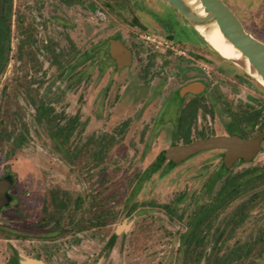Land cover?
<instances>
[{
    "label": "rangeland",
    "instance_id": "1",
    "mask_svg": "<svg viewBox=\"0 0 264 264\" xmlns=\"http://www.w3.org/2000/svg\"><path fill=\"white\" fill-rule=\"evenodd\" d=\"M137 1L150 3V16L137 13L154 27L157 12L169 13ZM223 1L264 42V0ZM99 4L14 0L0 77V179L11 177L0 264H264V144L250 164L223 167L220 151H206L170 169L166 159L142 181L180 138L159 124L161 97L99 72ZM215 67L220 96H238L240 73L262 86L218 53ZM237 176L251 182L202 225L200 242L184 243L203 206Z\"/></svg>",
    "mask_w": 264,
    "mask_h": 264
},
{
    "label": "flooded vegetation",
    "instance_id": "2",
    "mask_svg": "<svg viewBox=\"0 0 264 264\" xmlns=\"http://www.w3.org/2000/svg\"><path fill=\"white\" fill-rule=\"evenodd\" d=\"M157 1L169 13L162 17L156 11L154 27L137 13L150 16V3L100 0L98 16L102 22L96 44L99 72L108 73V81L118 86L132 80L137 83L135 91L150 92L148 99L161 97L159 124L170 136L180 138L177 145L204 138L238 136L247 140L262 136V150L264 86L240 73L239 83L244 85L237 82L234 86L238 96H220L215 81L217 52L171 3ZM125 8L127 12H123ZM113 43L118 46L116 55ZM242 92L245 95L239 96ZM213 150L221 152L225 167L227 150L208 151ZM256 156L250 161L239 157L228 167L253 163Z\"/></svg>",
    "mask_w": 264,
    "mask_h": 264
},
{
    "label": "water",
    "instance_id": "3",
    "mask_svg": "<svg viewBox=\"0 0 264 264\" xmlns=\"http://www.w3.org/2000/svg\"><path fill=\"white\" fill-rule=\"evenodd\" d=\"M167 1L185 16V18L205 40L206 38L202 32H200L198 26L207 24L212 20H216L224 36L231 43H233V45L241 51L242 56L249 61V66L242 59L228 60L241 65L256 80L257 77L254 75L253 71L257 72V74L264 80V42L253 36L246 29L239 16H237L227 3L223 0H198L204 10V14H199L192 10L183 0ZM117 49L118 46L113 43L112 52L114 55H116ZM261 141L262 136L247 140L238 136L204 138L183 145L170 146L165 151V157L169 161L178 164L199 152L212 149H226V163L227 166L230 167L232 162L239 157H243L247 161H250L253 157H255L261 150ZM10 185V176L0 179V209L2 206H6L9 203L7 190ZM20 264L44 263L36 258H25L20 262Z\"/></svg>",
    "mask_w": 264,
    "mask_h": 264
},
{
    "label": "trees",
    "instance_id": "4",
    "mask_svg": "<svg viewBox=\"0 0 264 264\" xmlns=\"http://www.w3.org/2000/svg\"><path fill=\"white\" fill-rule=\"evenodd\" d=\"M15 15L14 11V0H0V77L6 70L9 65L12 46L11 39L13 36V18ZM49 50V48L47 47ZM1 114V110H0ZM18 146L21 147V144L24 142L23 137L17 138ZM166 160L165 152L147 169L144 176L141 178L142 181L147 180L150 176L159 169V167ZM169 169L175 166V163L172 161L168 162ZM167 171H169L166 168ZM222 171H219L218 174H221ZM242 176V175H241ZM241 176L233 177L226 179L222 184L218 194L214 199L209 203V205L203 206L200 213L197 214L196 220H194V226L191 227V231L187 234H182L181 240L185 243L200 242L203 239L202 233L203 229L201 228L207 220L212 217L214 212H217L219 209L225 207V205L236 196L240 195L248 183L243 182ZM136 206H133L131 210L135 209ZM201 257V255H200Z\"/></svg>",
    "mask_w": 264,
    "mask_h": 264
},
{
    "label": "bare ground",
    "instance_id": "5",
    "mask_svg": "<svg viewBox=\"0 0 264 264\" xmlns=\"http://www.w3.org/2000/svg\"><path fill=\"white\" fill-rule=\"evenodd\" d=\"M185 1L192 10L199 14H204L203 7L201 6L198 0H183ZM198 29L205 36L206 41H208L214 50L224 58L235 59V60H244L245 63L249 66V61L242 56V53L237 49L233 43H231L223 34L216 20H212L207 24L199 25ZM254 75L257 77V80L264 86V80L253 71Z\"/></svg>",
    "mask_w": 264,
    "mask_h": 264
}]
</instances>
